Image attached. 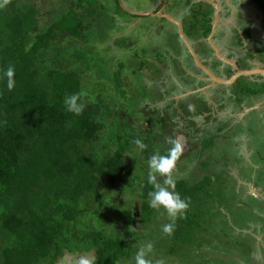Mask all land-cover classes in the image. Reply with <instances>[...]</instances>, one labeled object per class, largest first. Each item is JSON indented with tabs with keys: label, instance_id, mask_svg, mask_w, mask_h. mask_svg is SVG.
<instances>
[{
	"label": "trees",
	"instance_id": "obj_1",
	"mask_svg": "<svg viewBox=\"0 0 264 264\" xmlns=\"http://www.w3.org/2000/svg\"><path fill=\"white\" fill-rule=\"evenodd\" d=\"M115 1L124 11L121 2ZM95 2L86 6L83 0H70L58 19L43 24L35 0H7L0 7V73L13 66L16 80L12 92L6 89V77L0 81V264H69L67 257L74 262L86 255L92 256L93 264H125L147 243L153 245L149 254L152 264L162 261L160 250L166 247L167 253L175 252L183 264L190 260H195L194 264L222 263L223 258L214 256L216 251L236 264L244 258L264 264V256L263 261L258 257L257 237L252 230L244 231L252 229V218L248 216L239 230L235 227L241 223L236 219L247 212L235 200L238 191L224 186L222 170V175L214 178H201L203 173L194 174L195 178L192 174L173 178L174 190L190 205L177 217L170 234L162 228L171 219L159 223L165 209L149 206V171L134 188L138 203L129 227L119 226L110 234L97 227L86 229V218L93 214L91 206L107 196L106 188L122 190L133 183L136 165L132 160L137 157L131 158L129 150L136 139L143 142L137 134L140 122L127 116L129 107L121 110L116 105L113 109L107 104L108 96L94 93L89 85L97 59L100 67L101 61L116 62L100 58L92 44L87 51L77 48L82 42L93 41L92 30H96V39L101 34L102 29L93 27L95 21L100 26L107 23L101 15L96 16L100 6ZM213 11L210 6L202 15L208 26L205 37L211 31ZM69 15L76 16L72 29L66 26ZM119 66L124 70L126 65ZM260 84V90L250 91L264 95V81ZM73 93H84L86 107L79 116L68 112L64 104L66 96ZM152 116L163 122L162 111L156 109ZM176 120L172 122L175 126L180 119ZM167 141L172 147L173 133ZM146 147L149 160L153 147ZM164 178L158 176L157 182L163 185ZM208 179L219 185L211 189ZM218 194L221 199L214 202L212 195ZM246 242H250L247 251H242ZM218 245L224 249L219 250Z\"/></svg>",
	"mask_w": 264,
	"mask_h": 264
},
{
	"label": "rangeland",
	"instance_id": "obj_2",
	"mask_svg": "<svg viewBox=\"0 0 264 264\" xmlns=\"http://www.w3.org/2000/svg\"><path fill=\"white\" fill-rule=\"evenodd\" d=\"M83 1L84 3H86V6L87 4H89V2H91V0ZM119 1H121L120 5L124 11H120L117 8L115 0H94L96 6H100L97 7V10L99 9V12L96 14V16L101 15L103 20L107 19V25H103V27H101L95 21L93 27H96L97 30L102 29L101 34L97 35L98 38L96 39V30H92V33L95 36L94 38L92 35L93 41L91 43L82 42L77 47L80 50L85 49V51H87L89 50L88 46L92 44L94 47V51L99 55L100 58L103 57L104 59H108V61L110 59L112 61H116L106 63L104 61H101L102 67H100V62L98 61L96 56H94V58L97 59L96 63L98 65L92 66V74L94 77L89 83V85L94 93L101 94L105 98L108 96L106 98L107 104L113 109L116 105L117 108L121 110H124L125 106L129 107L127 111V116L136 119L141 124L139 131L140 133L138 132L137 134H140L144 146L140 147L138 145H135L134 148L129 150V156L131 158H134V156L137 157L132 160L133 163L136 165V169L134 170V177L131 178V181L133 183L129 184V186L126 188L123 187L122 190H115V187L113 188L112 186H110L105 190L107 196L105 198L102 197V200L100 202L93 203L97 201H91L94 204L91 206V208L93 209V214L90 213L88 219L86 218L85 223L88 224V227H86V229H91V227H97L98 229L104 230L108 234L112 233L113 231H118L119 226L129 227V225L133 223L135 219V207L138 203V200L137 193L134 188H136L135 186L138 185L137 181L140 176H142L144 172L147 173L149 171V160H146L145 155H147V152H149L150 150L146 151V146L148 145L149 147L152 145V154L159 153L161 155H166L168 149L171 148L170 143H168L167 141L171 138V134L173 133L175 135H179V132H181L179 126H181V124L182 130L183 126L187 127L184 123L188 124V120H186L184 123L183 121H180L179 126L177 125V127L172 124V122H177L175 116H169L167 113L177 114L180 117H183L182 115H184L190 118L191 115L194 114L198 106L202 107V101H204V98H199L202 95L188 94L189 96L181 99L180 104L177 105L175 103L172 104L171 100L165 104L166 107L159 104L154 105V103L162 101L160 99L164 97L163 95L165 94V91H168L167 94L172 95L175 94V91H178L177 89L189 88L188 83H191L192 86H196L193 77L184 73L183 70L185 69V66H187V68H191L192 70H197L198 67L189 54H187L186 57H181V54H184L185 52L186 45L184 41L179 39V37L177 36L178 26L175 22H173L169 18L162 19L160 16L157 17L148 14L145 15L146 17L139 20L133 14H130L131 12L129 11V8H126L124 5L125 2L128 7L144 10L152 6L155 0ZM253 1H255L258 6L264 9V0ZM69 2L70 0H35L37 7L42 12L39 15L41 24L49 23L52 19L53 21L58 19V14L60 16L61 12L65 10L64 6L68 5ZM171 2L172 6H170V3L169 7H167L168 13L178 16L180 15V13H182L181 10L185 9L187 0H172ZM250 4L247 5L250 6ZM86 8L87 10L89 9L88 7ZM80 12L84 13V11ZM68 18L69 19L66 22V26L67 28L72 29L76 25V16L69 15ZM88 19L92 20L93 18ZM119 19L120 21H118ZM108 20H110L109 23ZM185 20L186 21H184V24L186 26V30L184 32L186 35L189 34L190 36L191 32L193 33L195 39L200 40L198 49L200 47H204L205 45H209L208 42L205 41L206 39H204V33L206 31L202 27L204 20L198 19L197 15H195L194 12L186 16ZM122 22H126L132 25L131 27H129V25L122 24ZM108 25H110V27ZM122 31H124L123 36L120 35V32ZM242 32L244 34V39L246 40V35L248 33L246 32V30ZM106 37L108 38V41H105ZM208 37L210 36H206V38ZM234 41L236 42V39ZM254 50L255 52H243L242 58L244 60H250L252 59L254 54L260 57V59L264 57V47L260 45L259 40L258 44L256 42ZM250 54H252L253 56H249ZM205 62L209 63L208 61ZM121 63H124V65H126L124 70H121V68H119V65ZM255 76L256 80H253L251 77L248 76L239 77V81L236 82L235 85L230 84L231 91L227 89L224 85H221L222 87H220V90L222 91L220 92H224V96L226 98L225 104H228L230 102L233 103V101L235 100V106H240L244 103L246 104V97H249L252 100L256 101L260 99L264 101V97H262V92L255 91L257 89L260 90V80L263 79L264 76L260 74H256ZM253 89H255V92L250 91ZM226 90L228 91L225 92ZM247 91H249L250 93H248ZM233 95H235L234 100ZM242 96L245 97L242 98ZM237 97L240 99H237ZM210 104L212 103L210 102ZM263 105L261 106L262 113H264ZM156 109H158L159 111L164 110L162 123H158L157 120H155L152 116ZM251 116L252 118L249 121L246 120L244 122H238L237 119L233 121V127L232 124L230 125V128H232L231 131L229 132L227 137H223L224 142L226 144H229L227 146L229 150L224 149V159L229 156L227 152H231V154L234 152L233 147L236 145V142H232L233 137L230 138V136H232L233 134H237L238 131L246 133L247 135L253 132L255 134H260L262 136V138L260 139L262 141L261 148L259 150V153H257L256 155L262 156L264 154V126L261 127L264 122V116L259 119L260 125H256L258 114L254 111H251ZM230 118L231 116H228L226 118V121ZM173 127H177V129H174L172 132ZM188 127L189 129L187 132V136L190 145H194V147L192 146L193 151L190 155L179 156L176 162V168L173 172V178L186 177L190 174H192L193 178H195L198 174L201 173H203L201 175V178L207 176H209V178H214L216 176L220 177L222 175L220 173L221 170L223 171V176H233V174H231L230 172V170L232 169L238 171V173H243V175L248 173V169H246V166L243 162V158L233 164L234 167L230 166V162L226 164L222 163L224 159L217 161L215 156L222 153L217 148L214 149L212 154H209L211 157H208V155H206V159L203 160V157L205 156L203 155V153L210 151V148L207 151L205 147H208L212 144H216L219 139V136H215V134H213L217 128L211 127V130H208L209 128L204 129V127H202L205 130L204 131L202 128L197 129L196 126H190V124H188ZM210 135H212L211 138ZM154 138H156L157 140H155ZM132 153L134 155H132ZM252 161L255 165L253 164L254 166L251 165V167L249 166V168L253 169L256 167L257 164H259V161L257 157L252 158ZM240 165L242 166L239 169L238 167ZM194 174H196L195 177ZM158 176L159 175H157V177ZM164 179H166V177ZM198 180L199 178L195 179L193 183L197 182ZM208 180L207 182L210 185L211 189L219 185V182L215 183L214 180ZM236 189L240 191L239 188ZM241 194L243 197H240L244 201L240 199V204L238 205H240L242 207V210L246 211L248 214L244 212L243 215H240V221L239 219L234 218V221L236 219L238 223L241 222L240 224H235L236 229L239 230L243 222L247 223L249 220V216L252 218L250 221V226L252 227V225H255L259 228V230H261V232L264 233V201H262V204L258 208V206H254V203L250 202V199L248 198L249 195L245 193ZM212 197L214 202L221 199L219 194L218 196L212 195ZM218 204L221 203L218 202ZM238 205L236 204V206ZM226 208L227 205L224 207V209ZM239 210L241 209L239 208ZM253 210H255V214L251 212ZM141 211H143L142 208L140 212ZM145 215L146 213H144V216ZM159 219V223L166 224V219H169L167 211L164 210V212L159 215ZM80 225L83 228L82 220L80 221ZM242 227L244 228V226ZM244 231L252 232L251 229H244ZM262 239L264 240V238ZM247 243L250 244V242H246V245H242V251H247V249H245V247L249 245ZM212 245L214 246L215 244ZM252 246L253 243H251L250 249H252ZM166 248H161L159 254L161 256L163 264H170L168 263L169 261H174V264H183L182 260L177 261V255L175 252L172 253L171 251V253L168 254L167 250H165ZM218 249L223 250L224 248L218 245ZM177 252H181V250L179 249L177 250ZM258 255L260 256V254ZM214 256L223 258V262L220 263L213 260L211 264H236V260L232 259L229 256L218 253L217 251L214 253ZM261 256H264L263 251H261ZM67 258H69L70 260V262L68 261L69 264L71 262V264H73L74 262L75 264H77V261L79 260L75 259L73 262L72 258ZM84 258H89L92 260V256L90 255H86L84 256ZM131 258L135 260L134 257ZM163 258L168 260H163ZM134 260L129 263L127 262L128 259H126L125 264H135ZM251 261V259L244 258L240 261V264H254ZM208 262L207 264H209ZM185 263L194 264L195 260H190V262L186 261ZM154 264H157V262H155Z\"/></svg>",
	"mask_w": 264,
	"mask_h": 264
},
{
	"label": "crops",
	"instance_id": "obj_3",
	"mask_svg": "<svg viewBox=\"0 0 264 264\" xmlns=\"http://www.w3.org/2000/svg\"><path fill=\"white\" fill-rule=\"evenodd\" d=\"M247 4H250V6ZM255 4L256 3L253 0H190V3H187L185 5V9L181 10L183 14L180 13V15H178V17L176 18L181 20L179 21L181 22L182 26H185V24L183 23L184 21H186L185 17L193 12L195 15H197L198 19L201 16L202 19L204 20L203 18L204 16L202 15H204L207 12V10L210 9V6H212V8H214V11L212 15L210 32L213 33L212 38H213L214 43H216V46L218 47L219 52L225 58L233 60V62L239 68L248 70L254 67V63L259 62L258 59H256L253 63V61L251 60H247V59L244 60L242 58L243 52L248 49V45L250 44V41H251V45L254 44L255 46L256 42L258 44V40H259L260 45L264 47V38H263V41L259 39L262 33L261 30L263 29L261 22H258L257 24L253 16H252L253 18H250L249 16L247 17L246 14L241 13L244 11V7L247 10L249 9V12L250 10H253V9L256 10V7H254ZM124 5H126L125 2H124ZM144 10L150 13L152 9L147 8ZM202 27L204 29L208 28L205 20H204ZM244 30H246V32L248 33L246 35L247 37L246 40L244 39V34L242 32ZM190 34L192 33L190 32ZM189 37L195 38L193 34L191 36L189 35ZM226 37H228L229 40H227ZM235 39H236V42L234 41ZM210 56H211V52H208L207 54H205V57L207 58L208 57L210 58ZM211 64L214 65V60L212 61ZM183 72L185 73L184 70ZM231 75H232V72H228L227 76H224V75H219V76L230 78ZM248 77H251L253 80H256L255 75H251V76L248 75ZM198 79L202 81L198 80L196 82L197 87L194 85L192 86L191 84V87H190L191 94L201 95L202 92L200 91L203 90L205 94L208 93L207 96H209L208 97L209 99H212L213 97H218L219 99L213 98L212 99L213 101H210L212 104H210V102L208 101L209 103L207 106L204 102L202 107L198 106V108L195 110L194 114L191 115L190 118L185 116L182 119L179 116L177 119H180V121H183V123L186 120H188L189 121L188 124H190V126L191 125L196 126L197 129L204 127V129L209 128L208 130H211V127L212 128L216 127L217 129L214 131L213 134H215V136H219V139L216 144H212L208 147L207 146L205 147L207 151L210 148V151L203 153V155H205L203 157V160L206 159L205 158L206 155H208V157H211L209 154H212L214 149L217 148L222 153H220L219 155H216L215 158L217 159V161H220L224 159V155H223L224 149H228L227 146L229 144H226L224 142L223 137H227L229 132L231 131L232 128H230V125L232 124V127H233L234 126L233 121L237 119H238V122L239 121L244 122L246 120L249 121L252 118L251 111H254L255 113L258 114L256 125L257 124L260 125L259 119L264 116V113L261 112V106L263 105L264 101H262V99L256 101V100H252L249 97H246L247 98L246 104L244 103L243 105L235 106L234 104L235 95H233V100H234L233 103L230 102L228 104H225L226 98L224 96V92H220L222 91L220 90V87H222L221 85L220 86L217 84L206 85L205 83H207V80L203 78H198ZM238 80L239 78L235 82H237ZM225 87L230 90L231 86L230 87L225 86ZM187 89L185 88L177 89L178 91H175L176 97L181 96V93H184ZM227 91L228 90H226L225 92ZM166 92L168 91H165V93ZM243 97L245 96H242V98ZM262 97H264V95ZM237 99H240V98L237 97ZM246 110H249V111H246ZM228 116H231V118L226 121V118ZM195 117H200L201 118L200 121L197 122L194 119ZM184 124L187 127L183 126V130H182V124L181 126H179L178 124L179 128L181 129V132H179V135L174 134V137H175V141H178L182 145L181 154L190 152L188 154L190 155L191 152L193 151V148L188 147V145L191 146L188 140V136H187L189 127L187 123H184ZM263 126H264V122H263V125H261V127ZM235 129H236V123H235ZM212 135H210V138L212 137ZM230 138H232V142H236V145L233 147L234 152L232 154L231 152L230 153L227 152L229 156H227L222 163L226 164L230 162V166L234 167L233 164H235L237 161L243 158V162L246 166V169H248V173L243 175V173H238V171L232 169L230 170V172L231 174H233V176L224 175L221 179H225V180H222V182L224 183V186H227V188H232V189L239 188L240 191L236 189L238 192L236 193L235 198L237 197V199L234 198L235 200H237V202H239L238 204H240V199L244 201L240 196H242L241 193H245L249 195L248 198L250 199V202L254 203V206L256 207L258 206L259 208V206L262 204V201H264V154L262 156L261 155L258 156L256 154L259 153V150L261 148L262 141L260 139L262 138V136L258 133L255 134L254 132L249 133V135H247L246 133H242L238 131L237 134L235 135L233 134L232 136H230ZM192 146L194 147V145ZM253 156L257 157L259 164H257L256 167L252 169V168H249V166L251 167V165L252 166L255 165L254 162L252 161V158H254ZM241 166L242 165H240L238 168L240 169ZM258 176H259V180H258ZM260 236L264 238V233L261 232ZM262 248L263 249H261V251L264 252L263 243H262Z\"/></svg>",
	"mask_w": 264,
	"mask_h": 264
},
{
	"label": "clouds",
	"instance_id": "obj_4",
	"mask_svg": "<svg viewBox=\"0 0 264 264\" xmlns=\"http://www.w3.org/2000/svg\"><path fill=\"white\" fill-rule=\"evenodd\" d=\"M7 4V0H0V7ZM15 68L13 66L7 67L0 73V81L6 77V89L12 92L16 87ZM84 93H73L66 96L64 104L66 110L79 116L85 109L86 105L82 101ZM197 122L200 117L194 118ZM135 144L143 147L140 139L135 140ZM182 152V145L178 141H172V147L168 149L166 155L155 153L151 155L148 161V183L152 184V190L148 193L150 200L149 206L153 209L163 208L167 211L171 223L163 226L162 230L165 233H171L175 227V220L177 217L183 216L184 212L189 208L190 201L182 197L180 193L176 192V181L173 179V172L176 168V162ZM157 175L166 177L163 185L157 182ZM254 214V212H253ZM153 251V245L147 243L139 248L135 256V264H152L149 254ZM77 264H93L89 258L81 257ZM157 264H163L162 261Z\"/></svg>",
	"mask_w": 264,
	"mask_h": 264
},
{
	"label": "flooded vegetation",
	"instance_id": "obj_5",
	"mask_svg": "<svg viewBox=\"0 0 264 264\" xmlns=\"http://www.w3.org/2000/svg\"><path fill=\"white\" fill-rule=\"evenodd\" d=\"M172 0H155V2L152 4V6H150L149 8L150 9H152L151 11H150V13L151 14H149V15H153V16H160L162 19L163 18H166V17H164V16H162V15H160L159 14V12L160 11H162L164 14H166V13H168V9H167V7H169V4H170V6H172V2H171ZM121 2V1H120ZM125 7L126 8H129V11L131 12L130 14H133L136 18H138L139 20H141V19H143L144 17H146L145 15H141V14H138V13H134V12H146L145 10H141V9H136V8H131V7H127L126 5H125ZM254 7H256V10L255 9H253V10H250V12H249V9L247 10L245 7H244V9H245V11H243V12H241V13H243V14H246V16L248 17H250V18H255V20H256V22H257V24H258V22H261V25H262V28L264 29V11H263V9L260 7V6H258L257 4H255V6ZM257 11V12H256ZM127 13H129V12H127ZM147 13H149V12H147ZM169 14V13H168ZM171 16H173V17H178V16H175V15H173V14H170ZM253 16V17H252ZM258 16V17H257ZM176 19H178V18H176ZM259 19H261V20H259ZM178 20H180V19H178ZM259 20V21H258ZM118 21H120V19L118 20ZM181 21V20H180ZM184 23V22H183ZM101 25H102V23H100ZM122 24H125V25H129V27H131V25L132 24H128V23H126V22H122ZM105 25H107V23H105ZM101 27H103V26H101ZM100 27V28H101ZM109 27H110V25H109ZM177 27V26H176ZM263 29L261 30V35H260V37H263L264 38V31H263ZM183 30L185 31L186 30V26H183ZM177 33L179 34V29H178V27H177ZM185 33V32H184ZM123 34H124V31H122V32H120V35L121 36H123ZM177 34V36L179 37V39H181V37H180V35H178ZM186 35V34H185ZM209 36H211V32L209 33ZM186 37L190 40V42H191V44L193 45V47H194V49L197 51V53L199 54V57H200V59H201V61L214 73V74H216L218 77H220L219 75H224V76H227V73L228 72H232V75L236 72V68L234 67V66H232L231 64H228L227 62H225V61H223L219 56H218V54H217V52H216V50H215V48H214V45L216 44V43H214V41H213V38L211 39V40H209V37L208 38H204V39H206L205 41H207L208 42V44L209 45H205L204 47H200L199 49H198V47H199V44H200V40H197V39H195V38H191V37H189V35H186ZM227 38V40H229V38L228 37H226ZM263 38H259L260 40H262L263 41ZM182 40V39H181ZM214 40H215V38H214ZM255 41V40H254ZM186 45V44H185ZM208 46V47H207ZM204 50V51H203ZM205 51H206V53H205ZM255 52V50H254V44L253 45H251V41H250V44L248 45V49L247 50H245L244 52ZM208 52H213V53H211V56H210V58L208 57H205V54H207ZM187 54H189L191 57H192V60L195 62V60H194V58H193V56H192V54L189 52V50H188V48H187V46H186V49H185V52H184V54H181V57H186L187 56ZM221 54V53H220ZM222 55V54H221ZM223 56V55H222ZM249 56H253L252 54H250ZM224 57V56H223ZM256 57V58H255ZM255 58V59H254ZM214 60V65H212L211 63H212V61ZM256 59H258V61H256V62H258V63H254V61L256 60ZM230 60V59H229ZM251 61H253V63H254V67H252V68H256V66H260V67H264V57H262L261 59H260V57H258L257 55H255L254 54V56L252 57V59H250ZM205 61H208L209 63H206ZM231 62H233V60H230ZM195 64H196V62H195ZM197 65V64H196ZM197 67H198V65H197ZM251 69V68H250ZM184 71H185V73L186 74H188V75H190V76H192L193 77V79L195 80V83L199 80L198 78H203V79H205V80H207V83H205L206 85H209V84H211V85H215V84H217V85H224V86H228V87H230V85H225V84H222V83H213V82H211V80H210V78H209V76L202 70V69H200L199 67L197 68V70H192L191 68H187V66H185V69H184ZM194 71V72H193ZM231 75V76H232ZM220 78H224V79H227V78H225V77H220ZM254 79H255V77H254ZM263 80H264V78L263 79H261L260 81L261 82H263ZM199 81H202V80H199ZM204 82V81H203ZM197 84V83H196ZM236 84V82L235 83H232V85H235ZM188 85H189V88L184 92V93H181V96H179L178 98L176 97V95L175 94H172V95H170V94H168L167 95V92L165 93V95H164V97L162 98V101H158V102H156V103H154V105H157V104H159V105H162V106H164V107H166L165 106V104L166 103H168L170 100L172 101V104H180V100L181 99H183L184 97L186 98V97H188L189 95H191V92H190V87H191V83H188ZM213 87V86H212ZM200 92H202V96H200L199 98H204V101H202L203 102V104H204V102H205V104H206V106L208 105V103L210 102V101H213L212 99L213 98H215V99H219L218 97H211L212 99H209L208 97L209 96H207V94H205V92L202 90V91H200ZM189 94V95H188ZM176 97V98H175ZM214 99V100H215ZM161 100V99H160ZM206 100V101H205ZM209 101V102H208ZM163 107V108H164ZM162 113H164V110L162 111ZM171 114H173V113H171ZM174 116H175V118L177 119L179 116H176V114H173ZM180 122V120L178 121V123ZM188 147H190V148H192L191 146H189L188 145ZM183 154V153H182ZM185 154V153H184ZM253 212H254V214H255V210H253ZM252 231H253V234L257 237V245H258V253L260 254V256L258 255V257L259 258H261L262 256H261V248H262V243L264 244V240L262 239V237L260 236V234H261V230H259V228L258 227H256L255 225L253 226L252 225V229H251ZM263 258V257H262ZM261 258V259H262ZM262 261H263V259H262Z\"/></svg>",
	"mask_w": 264,
	"mask_h": 264
},
{
	"label": "water",
	"instance_id": "obj_6",
	"mask_svg": "<svg viewBox=\"0 0 264 264\" xmlns=\"http://www.w3.org/2000/svg\"><path fill=\"white\" fill-rule=\"evenodd\" d=\"M134 13H138V14H143V15H149L151 13H147V12H134ZM160 15L171 19L173 22H175L178 26L179 29V35L181 37V39L184 41V43L186 44L189 52L192 54L196 64L198 65V67L200 69H202L210 78L211 82L213 83H222L225 85H230L232 83H234L239 77L241 76H248V75H256V74H260L264 76V67H260V66H256V68H251L248 70L245 69H241L239 68L234 62H231L229 59L223 57L219 50L218 47L216 46V44L214 45V48L218 54V56L225 62H227L228 64H231L232 66H234L236 68V72L227 79L224 78H220L218 77L216 74H214L200 59L199 54L197 53V51L194 49L193 45L191 44L190 40L186 37L184 30H183V26L181 24V22L176 19L175 17L171 16L170 14L166 13L164 14L162 11L159 12ZM213 33H211V36L209 37V40L212 39Z\"/></svg>",
	"mask_w": 264,
	"mask_h": 264
}]
</instances>
